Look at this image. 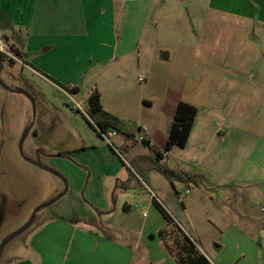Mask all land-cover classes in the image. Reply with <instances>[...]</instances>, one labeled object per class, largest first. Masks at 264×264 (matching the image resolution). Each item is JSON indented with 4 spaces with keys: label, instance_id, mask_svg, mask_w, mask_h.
<instances>
[{
    "label": "rangeland",
    "instance_id": "1",
    "mask_svg": "<svg viewBox=\"0 0 264 264\" xmlns=\"http://www.w3.org/2000/svg\"><path fill=\"white\" fill-rule=\"evenodd\" d=\"M184 1L0 0V39L13 53L0 63V244L65 190L63 180L20 153L33 122L25 158L62 174L69 187L4 248L0 264L36 261L30 240L58 217L116 239L125 229L127 242L145 225L143 242L161 256L158 231L173 226L141 180L160 191L168 214L207 255L221 241L234 248L238 237L249 264H264V24L216 18L191 8L201 1ZM167 2L174 11L161 9ZM163 51L169 62L160 59ZM96 91L120 121L110 140L117 150L88 123L96 121L87 106ZM180 101L199 110L194 133L161 162L137 141L138 128L147 127L163 152ZM230 127L232 134L220 133ZM215 129L220 134L202 140ZM122 194L131 210L109 217ZM109 223L119 231L104 230Z\"/></svg>",
    "mask_w": 264,
    "mask_h": 264
},
{
    "label": "crops",
    "instance_id": "2",
    "mask_svg": "<svg viewBox=\"0 0 264 264\" xmlns=\"http://www.w3.org/2000/svg\"><path fill=\"white\" fill-rule=\"evenodd\" d=\"M119 1H138L141 6V4L144 2L156 3L159 0ZM186 1L187 0L182 3L183 6H187ZM191 1L193 3H197V1L202 2V4H194V6H192L191 8H193L194 10H204L205 13H210L216 18H219V16L223 17L224 19L228 18L230 20H233L234 22H238L239 24L256 18L259 23L264 24V0ZM169 5H171L172 7L170 8ZM175 6L176 5L167 2L166 4L161 6V9L163 11L170 12L174 11ZM237 28L240 29L239 26H237ZM159 55L160 59L164 62H169L171 60V55L167 51L160 52ZM177 105L178 103L173 107V111L170 114L173 120ZM194 129H192L190 139L193 136ZM231 130V127L230 129L227 128L226 130H223L224 133L220 132L219 129L210 131L204 130V132L201 134L202 140L206 139L208 136L212 137L216 134V132H220L222 135H226L228 133L232 134ZM117 136L118 135L114 137ZM146 137L151 142L150 147H148L151 152H154L155 154L157 152L162 153L160 149H155L154 137L150 131L147 133ZM164 160L165 159L161 160V162H164ZM134 165L136 167V169H134L138 172V175L139 172L143 173L144 169L140 166V163L134 162ZM165 170L168 171V169ZM141 182L153 195V199L158 200L165 207L166 205L160 197V191L155 188L157 191L156 193H154L148 184H146L143 180H141ZM129 202L131 201L129 199L128 194L119 195L118 202L115 203L114 210L107 212V214L109 215V217H111V215H117L121 211H123V213L130 211L132 204ZM125 204H128V208L126 209V211L124 208ZM173 221L174 223L178 224L183 230V227L179 223H177L174 219ZM115 229L116 228L111 223L107 224L104 228V230L110 232L119 231ZM146 229L147 227L143 225L142 228L138 229V232L136 233V240L127 242L126 234L128 233V231H126L125 229L120 230L121 233L123 232V235L119 232V237L116 239L114 236H110L111 234H100L95 226L90 227L80 222H72L70 219L66 220L65 218L58 217L50 222L48 221L44 226L40 227L30 240L29 253L31 254V256H35L37 260L33 262L31 258H29V256H26L22 258V260L18 261L16 264H178L175 258V251L173 249L169 251L165 245V241L166 243H168L167 240L169 239V237H175L174 229L170 230V232H167V235L165 234V240L162 239V237H160L159 235L164 252L161 256L159 255L158 257H156V255L154 254V252L158 254L157 249L155 250L153 248H150L148 243L143 242V236L145 234ZM154 234L155 233L150 234V239L153 241L156 240L155 237H151L154 236ZM189 237L192 239L190 235ZM246 240H248L249 244L252 243L250 239ZM246 245L247 244L241 241L238 237H236V243L234 248L233 246H229L228 248V246L221 241L220 246L213 248L215 249V251L211 252L210 256L203 252L198 244L197 248L199 249V252L202 254L204 253L213 264H237L238 259L240 258L246 261H244V264H249L248 257H250L251 254L248 250L249 248H245ZM226 248H228V250H226Z\"/></svg>",
    "mask_w": 264,
    "mask_h": 264
},
{
    "label": "trees",
    "instance_id": "3",
    "mask_svg": "<svg viewBox=\"0 0 264 264\" xmlns=\"http://www.w3.org/2000/svg\"><path fill=\"white\" fill-rule=\"evenodd\" d=\"M5 59L6 56L0 53V63H3ZM76 91L77 90H74L73 92ZM143 104L145 106H152V103L150 101H144ZM87 106L89 109L88 113L90 117H94L96 119L95 124H92L89 121L88 123L98 133V135L102 137V133L106 134L109 132L119 131L118 128H120V121L117 117L104 111L101 103L100 92L96 91L90 96L87 102ZM198 113L199 110L196 106L188 104L184 101H180L178 103L174 115V120L170 128L167 129L168 138L167 143L164 147V151L162 153H156L159 160H163L165 158V155L169 154L175 147L186 148L189 143L192 129H194ZM144 144L145 146L150 147L151 142L147 140ZM165 171L167 172V170ZM165 171L164 173H166ZM152 202L153 205L161 212L160 214L167 221V224L169 226H173L175 233L174 243L170 244V246L169 243H166L165 241V245L169 251H171L172 249L175 251V258L178 264H213L204 254L199 252L197 243L188 235L184 234L182 228L178 224L174 223L172 217L168 214L169 212L163 206V204H161L156 199H153ZM124 208L126 211V209L128 208V204H125ZM165 234L167 235L166 229L159 231L160 237H162V239L164 240L166 238L164 237Z\"/></svg>",
    "mask_w": 264,
    "mask_h": 264
},
{
    "label": "water",
    "instance_id": "4",
    "mask_svg": "<svg viewBox=\"0 0 264 264\" xmlns=\"http://www.w3.org/2000/svg\"><path fill=\"white\" fill-rule=\"evenodd\" d=\"M2 86H3L4 88H6L7 90H9V89H8L6 86H4L3 84H2ZM13 92H16V93H18V94H20V95H23V96L27 97V98L32 102V104H33V106H34V108H35L34 100H33V98H32L28 93H26V92L23 91V90H18V89L15 90V91H13ZM34 117H35V116H34ZM33 123H34V122H33ZM33 123L27 128V130L25 131V133H24V135H23V138H22V140H21V142H20V144H19L20 153H21V155L23 156V158H24V160H25L26 162L33 164V166H36V167L42 168V169H44V170L50 172L51 174L55 175L56 177L60 178L61 180H63V182L65 183V190L63 191V193H60L56 198H54V199L51 200L50 202L48 201V202L42 204L41 206H39L36 210H34L33 213L31 214V216H30L28 222L25 224V226H23V227H22L20 230H18L17 232L12 233V234H11L10 236H8L3 242H1V244H0V258H1V255H2V252H3L4 248H5L9 243H11L14 239L18 238L20 235H22L23 233H25V232L27 231V229H28L30 226L33 225V223H34V221H35V219H36V216H37V214H38L40 211H42V210H44V209H46V208H48V207L50 208L52 205H54L55 203H57L61 198H63V196H64L65 194H68V190H69L68 183L66 182V179L64 178V176H63L62 174H60V173H58V172H55V171H52V170H50V168H47V167H43V166H41V164L39 163L38 160H37V161H33V160H31V159H27V158H25V156H24V154H23V144H24V142H25L26 139H27V136H28V134H29V132H30V130H31V128H32V125H34Z\"/></svg>",
    "mask_w": 264,
    "mask_h": 264
},
{
    "label": "built area",
    "instance_id": "5",
    "mask_svg": "<svg viewBox=\"0 0 264 264\" xmlns=\"http://www.w3.org/2000/svg\"><path fill=\"white\" fill-rule=\"evenodd\" d=\"M0 53L2 55H5V56H8L10 54H13L12 51H11V49H10V47L8 45L4 44L1 39H0ZM139 81H143V79L142 78H139ZM138 129H139L140 135L138 136L137 141L139 143H143L144 144L148 140L147 137H146V135H147V127H141V128H138ZM101 135L104 138V140H107L109 142V145L114 150H117L114 147L113 143L110 141L114 136L117 135L116 132H109V133H106V134L105 133L104 134L102 133ZM263 210H264V207H263ZM143 216H146V213H143Z\"/></svg>",
    "mask_w": 264,
    "mask_h": 264
}]
</instances>
